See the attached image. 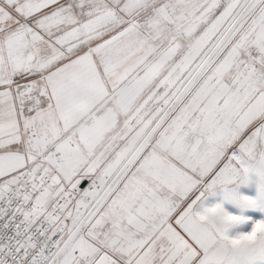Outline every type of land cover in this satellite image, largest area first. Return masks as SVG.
Instances as JSON below:
<instances>
[{
    "label": "snow or ice",
    "instance_id": "snow-or-ice-1",
    "mask_svg": "<svg viewBox=\"0 0 264 264\" xmlns=\"http://www.w3.org/2000/svg\"><path fill=\"white\" fill-rule=\"evenodd\" d=\"M0 264H264V0H0Z\"/></svg>",
    "mask_w": 264,
    "mask_h": 264
},
{
    "label": "rangeland",
    "instance_id": "rangeland-1",
    "mask_svg": "<svg viewBox=\"0 0 264 264\" xmlns=\"http://www.w3.org/2000/svg\"><path fill=\"white\" fill-rule=\"evenodd\" d=\"M239 191L241 192V194L249 195V196H255L257 194L256 193V187H255L254 184L248 185V186H241L239 188ZM225 207L229 211L239 213V210L238 209H234L231 205L226 204ZM253 211H258V210L249 209V210L246 211L245 214H247L248 212H253Z\"/></svg>",
    "mask_w": 264,
    "mask_h": 264
}]
</instances>
